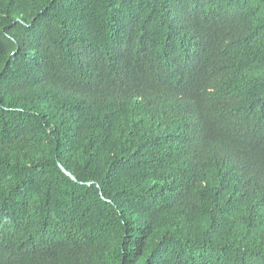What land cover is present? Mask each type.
<instances>
[{"label":"trees","instance_id":"1","mask_svg":"<svg viewBox=\"0 0 264 264\" xmlns=\"http://www.w3.org/2000/svg\"><path fill=\"white\" fill-rule=\"evenodd\" d=\"M0 264H264V0H0Z\"/></svg>","mask_w":264,"mask_h":264},{"label":"water","instance_id":"2","mask_svg":"<svg viewBox=\"0 0 264 264\" xmlns=\"http://www.w3.org/2000/svg\"><path fill=\"white\" fill-rule=\"evenodd\" d=\"M59 167L61 168V170L69 177H71L74 181H78L77 178L71 173L69 172L61 163H59ZM89 185H91L92 183H88ZM104 197V196H103Z\"/></svg>","mask_w":264,"mask_h":264}]
</instances>
